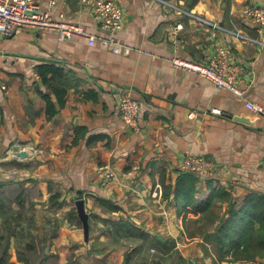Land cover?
<instances>
[{
    "label": "crops",
    "instance_id": "0c3cea01",
    "mask_svg": "<svg viewBox=\"0 0 264 264\" xmlns=\"http://www.w3.org/2000/svg\"><path fill=\"white\" fill-rule=\"evenodd\" d=\"M118 1L124 51L103 43L106 31L79 0H61L54 16L83 24L95 43L33 28L0 40V264H214L205 248L216 246L209 235L231 202L240 208L249 194H264V114L171 60H201L227 39L247 96L264 106V26L244 12L264 0ZM44 63L62 68L54 82L63 104L43 81ZM129 86L142 104L139 130L117 109ZM41 91L56 103L51 118ZM188 153L218 172L186 178Z\"/></svg>",
    "mask_w": 264,
    "mask_h": 264
},
{
    "label": "built area",
    "instance_id": "2783aa9c",
    "mask_svg": "<svg viewBox=\"0 0 264 264\" xmlns=\"http://www.w3.org/2000/svg\"><path fill=\"white\" fill-rule=\"evenodd\" d=\"M61 0H47V7H41V0H0V40L8 38L23 28L50 29L59 33L61 39L74 36H83L95 43L97 35L90 32L79 22L67 20L61 13L60 17L54 16L53 10ZM83 6H87L94 14L96 21L106 31L102 41L105 45L116 51H124L126 45L117 37V33L124 27L125 12L118 0H79ZM245 16L264 26V4H249L245 8ZM189 15L200 24L208 25L216 29H222L219 22L208 19L197 12H188ZM182 22L177 28H182ZM238 36L243 34L237 33ZM172 63L189 72L197 73L212 80L217 86L232 91L236 96L245 100L247 106L260 114H264V106L252 101L247 96V88L241 84L243 66L231 51L230 42L227 39L217 40L214 50L205 58L196 60L175 54ZM133 86L118 91L116 96L117 109L128 126L139 130L142 104L135 95ZM220 113L219 110H213ZM184 171H191L202 178L214 176L219 167L217 164L201 154L188 153L181 161ZM111 175V174H108Z\"/></svg>",
    "mask_w": 264,
    "mask_h": 264
},
{
    "label": "trees",
    "instance_id": "16d2710c",
    "mask_svg": "<svg viewBox=\"0 0 264 264\" xmlns=\"http://www.w3.org/2000/svg\"><path fill=\"white\" fill-rule=\"evenodd\" d=\"M61 70L59 66L50 63L39 66L44 83L51 91L57 93L59 103L63 104L65 90L54 82L57 74H61ZM41 94L47 101V112L51 118L57 113L56 103L50 92L41 91ZM184 176L194 182L197 181L196 174L191 171H185ZM181 188L182 186L177 191L179 197L182 195L188 197V190L182 194ZM222 196L228 197V193ZM228 213L229 215L220 222L218 228L209 235L216 243L215 247L230 257V261L239 264H250L258 257H264V194H249L240 208L231 202ZM221 259L228 260V258ZM216 261L220 264V259Z\"/></svg>",
    "mask_w": 264,
    "mask_h": 264
},
{
    "label": "rangeland",
    "instance_id": "374dc122",
    "mask_svg": "<svg viewBox=\"0 0 264 264\" xmlns=\"http://www.w3.org/2000/svg\"><path fill=\"white\" fill-rule=\"evenodd\" d=\"M214 216H209L208 218V221L211 222L212 218ZM200 231H204V230H200ZM206 232V231H205ZM205 254L206 255H210L213 259H214V264H217V259H220V264H239L238 262H233V261H230V257H227V255H225L224 253L220 252L218 250V248L216 247H212V248H205ZM165 258H167L165 256ZM221 258H228V260H225V259H221ZM262 259H264V257H261ZM261 258H258V259H261ZM258 259L252 261L250 264H264V260L263 261H258ZM159 263L158 264H163L160 260H158ZM157 262V261H156Z\"/></svg>",
    "mask_w": 264,
    "mask_h": 264
},
{
    "label": "water",
    "instance_id": "95a60500",
    "mask_svg": "<svg viewBox=\"0 0 264 264\" xmlns=\"http://www.w3.org/2000/svg\"><path fill=\"white\" fill-rule=\"evenodd\" d=\"M26 151H22L21 154L22 155H26ZM77 208L79 211V215L83 221L84 224V229H85V234L86 237H89V233H90V223H89V213L87 212L86 206H85V199L80 198L77 201Z\"/></svg>",
    "mask_w": 264,
    "mask_h": 264
}]
</instances>
